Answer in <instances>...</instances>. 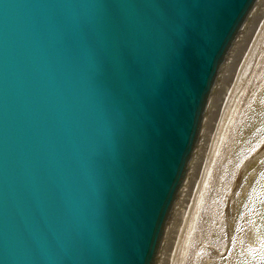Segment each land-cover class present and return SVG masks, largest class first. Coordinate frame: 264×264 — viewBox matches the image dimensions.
Masks as SVG:
<instances>
[{
    "label": "water",
    "instance_id": "water-1",
    "mask_svg": "<svg viewBox=\"0 0 264 264\" xmlns=\"http://www.w3.org/2000/svg\"><path fill=\"white\" fill-rule=\"evenodd\" d=\"M264 62V0H0V264H184Z\"/></svg>",
    "mask_w": 264,
    "mask_h": 264
},
{
    "label": "rangeland",
    "instance_id": "rangeland-1",
    "mask_svg": "<svg viewBox=\"0 0 264 264\" xmlns=\"http://www.w3.org/2000/svg\"><path fill=\"white\" fill-rule=\"evenodd\" d=\"M254 83L193 220L184 264H264V62Z\"/></svg>",
    "mask_w": 264,
    "mask_h": 264
},
{
    "label": "bare ground",
    "instance_id": "bare-ground-1",
    "mask_svg": "<svg viewBox=\"0 0 264 264\" xmlns=\"http://www.w3.org/2000/svg\"><path fill=\"white\" fill-rule=\"evenodd\" d=\"M256 229V228H255ZM254 231V230H253Z\"/></svg>",
    "mask_w": 264,
    "mask_h": 264
}]
</instances>
